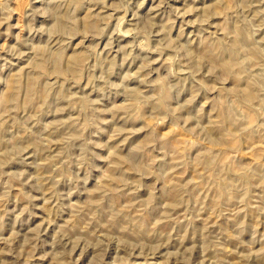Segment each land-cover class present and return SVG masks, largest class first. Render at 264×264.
<instances>
[{
    "label": "rangeland",
    "instance_id": "rangeland-1",
    "mask_svg": "<svg viewBox=\"0 0 264 264\" xmlns=\"http://www.w3.org/2000/svg\"><path fill=\"white\" fill-rule=\"evenodd\" d=\"M0 264H264V0H0Z\"/></svg>",
    "mask_w": 264,
    "mask_h": 264
}]
</instances>
